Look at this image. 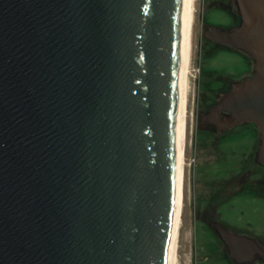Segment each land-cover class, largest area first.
<instances>
[{"label": "water", "instance_id": "95a60500", "mask_svg": "<svg viewBox=\"0 0 264 264\" xmlns=\"http://www.w3.org/2000/svg\"><path fill=\"white\" fill-rule=\"evenodd\" d=\"M209 41L254 75L203 115L253 123L264 167V0ZM184 0H0V264H171ZM239 261L264 241L216 225Z\"/></svg>", "mask_w": 264, "mask_h": 264}, {"label": "rangeland", "instance_id": "374dc122", "mask_svg": "<svg viewBox=\"0 0 264 264\" xmlns=\"http://www.w3.org/2000/svg\"><path fill=\"white\" fill-rule=\"evenodd\" d=\"M218 1L195 0L179 264H229L219 237L200 220L209 216L221 201L214 199L215 195L228 197L218 205L217 218L245 228L259 238L264 235L262 188L256 184L244 190L238 187V178L247 172L249 165L255 169L257 127L246 123L220 136L214 133L215 127L203 121V113L217 103L219 92L229 91L225 76H238L244 66V58L237 51L217 46L205 37L210 24L225 28L237 24ZM256 171L252 178L262 174L260 167Z\"/></svg>", "mask_w": 264, "mask_h": 264}, {"label": "flooded vegetation", "instance_id": "af4514ba", "mask_svg": "<svg viewBox=\"0 0 264 264\" xmlns=\"http://www.w3.org/2000/svg\"><path fill=\"white\" fill-rule=\"evenodd\" d=\"M217 4L221 8H223V10H225V12L229 13V15H231V17H233L237 21L236 22L237 24H235V25L240 24L241 15H240L236 0H219L217 2ZM213 44H215L217 46L220 45V44H216V43H213ZM220 46H225V45H220ZM226 47L231 48L234 51H237L244 58V66L237 73L238 76H232V75L231 76H228V75L225 76L226 77L225 79L227 80V82H228V84L230 86L229 87V90H230V88H231V86H232V84L234 82L243 80L245 78H248V77H251V76L254 75L255 62L252 59V57L249 56L244 51L239 50V49H235V48H232V47H229V46H226ZM219 93H220L221 96L217 99V102L221 99V97L226 92H219ZM214 127H215L214 133L215 134H220V136H223L224 134H227L228 132H230V131L235 129V128H233V129H231L229 131L221 132V131L218 130V128L216 126H214ZM257 133H258V146H257L256 152H255V160H254L255 161V164H254L255 165V169L254 170L256 171V169L258 167H260L261 170H262V174H260L259 177L252 178V175H253V172H254V170H253L254 167L252 168L249 165V168H248L247 172L243 173L240 176V178H238V180H239L238 187H240V189L242 188L244 190V189H249L250 187L252 188L253 184L259 185L260 188H262L261 189L262 191L260 190V192H262V198H264V167L257 160V154H258V150H259V146H260V142H261V137H260V133H259L258 129H257ZM242 193H244V192L242 191ZM219 198H221V201H218V203H217L218 205H220L222 203V199L225 200L228 197L224 196L223 194L220 195V196L219 195H215V197H214V199H219ZM218 205L212 208L213 211H212V213L209 216H203L202 218H200V220H201V223H203V225H205L208 228H211L215 232V234L219 237V240L221 242V246L224 248V252L226 253V256H225L226 262H228L229 264H264V258H260V257H256L252 261L239 262V261L233 259L230 256L229 250H228L227 246L225 245L224 241L222 240V238H221V236H220V234L218 232V229L216 227L217 224L222 225L225 229H228V230L236 232V233L248 234V235H252V236H254V235L251 234L245 228L244 229H240L239 226L235 227L234 224H231V223H228V222H224L223 218H222V220L220 218H217L216 216L219 213V209H220ZM255 237H257V236H255ZM257 238H259V237H257ZM259 239L264 241V235H262V238H259Z\"/></svg>", "mask_w": 264, "mask_h": 264}, {"label": "bare ground", "instance_id": "6f19581e", "mask_svg": "<svg viewBox=\"0 0 264 264\" xmlns=\"http://www.w3.org/2000/svg\"><path fill=\"white\" fill-rule=\"evenodd\" d=\"M195 16V0H184L183 19V102H182V122L178 158V197L173 229L172 260L171 264H179V235L183 223L184 210V182H185V150L188 125V80L189 66L192 51V33Z\"/></svg>", "mask_w": 264, "mask_h": 264}, {"label": "trees", "instance_id": "16d2710c", "mask_svg": "<svg viewBox=\"0 0 264 264\" xmlns=\"http://www.w3.org/2000/svg\"><path fill=\"white\" fill-rule=\"evenodd\" d=\"M211 127H214L213 125H210Z\"/></svg>", "mask_w": 264, "mask_h": 264}]
</instances>
